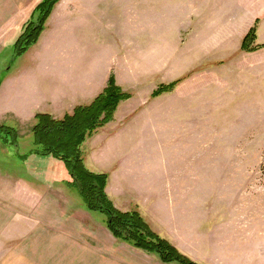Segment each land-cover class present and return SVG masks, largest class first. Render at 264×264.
<instances>
[{
  "label": "rangeland",
  "instance_id": "1",
  "mask_svg": "<svg viewBox=\"0 0 264 264\" xmlns=\"http://www.w3.org/2000/svg\"><path fill=\"white\" fill-rule=\"evenodd\" d=\"M122 4L130 11L115 13L113 37L119 42L110 45L114 54L118 50L113 72L119 84L111 75L131 97L119 104L112 122L84 142L85 166L107 174L106 193L117 210L138 211L157 235L193 262L264 264V54L246 55L240 48V36L253 27L255 45L264 48L256 44L258 32L264 40L263 4ZM30 52L16 57L14 46L4 45L0 88L31 66ZM251 64L260 68L249 71ZM174 81L179 83L171 92L152 96ZM33 124L34 118L19 124L0 110V126L16 129L19 137L12 146L0 134V199L27 217L41 196L55 192L57 229L35 233L34 242L31 233L14 239L8 234L0 264H48L53 256L59 262L62 246H102L104 253L96 257L102 256L104 264L156 263L154 255L135 258L131 246L111 236L105 215L85 209L78 191L68 186L71 179L61 162L33 153ZM61 212L72 217L65 225L72 233H56L64 229ZM76 254H70L72 262L95 256Z\"/></svg>",
  "mask_w": 264,
  "mask_h": 264
},
{
  "label": "crops",
  "instance_id": "2",
  "mask_svg": "<svg viewBox=\"0 0 264 264\" xmlns=\"http://www.w3.org/2000/svg\"><path fill=\"white\" fill-rule=\"evenodd\" d=\"M41 1L0 0V52L6 44L14 46L23 32L24 25L31 18L34 8ZM122 1L124 0L59 1L47 20L37 44L30 48L31 66L27 70L19 71L12 80L7 79L1 86V114L13 115L19 124L33 122L34 116L39 113L61 119L76 107L90 104L103 92L111 74L119 84L118 76L113 72L118 67V50L114 54L110 45L119 42L113 37L116 24L111 21L117 17L114 16L115 13L130 11L129 7L124 8ZM255 2L263 4L264 10L263 0H255ZM254 21L262 25L264 20L256 18ZM246 34L247 32L244 36ZM244 36L242 33L240 39ZM257 37L256 44H264L259 32ZM245 54L260 57L264 54V48ZM252 66L255 64H251L249 71L260 68L259 65L255 66L256 68ZM64 176L65 174L62 176L63 179ZM54 183L56 182H52L53 187ZM54 193V198L49 192L46 197L45 194L41 196V199L35 202V207L31 208V216L27 217L18 213L7 200L0 199L1 250L10 240L8 234L14 239L20 237V233H31L34 242L35 233H53L54 226L57 229L55 221L57 200ZM61 215L64 217L61 221V223L65 222L64 229L56 233H72L71 225L68 231L65 229L66 222H71L72 217L65 216L63 212ZM131 249L135 258L146 260L143 252ZM103 250L105 248L102 246L74 248L62 246L59 253L64 254V257H60V261L57 262L56 256H53V261L48 264H104L102 256L100 260L96 257L97 254H103ZM71 253L75 255L90 253L95 256L93 261H84L80 257L81 261L72 262ZM96 260L98 261L94 262ZM149 264L162 263L157 261Z\"/></svg>",
  "mask_w": 264,
  "mask_h": 264
},
{
  "label": "trees",
  "instance_id": "3",
  "mask_svg": "<svg viewBox=\"0 0 264 264\" xmlns=\"http://www.w3.org/2000/svg\"><path fill=\"white\" fill-rule=\"evenodd\" d=\"M59 1L42 0L34 8L31 18L14 44L16 57L22 56L37 43ZM255 28H251L244 36L240 47L242 52L254 53L261 48L255 45ZM178 83L179 81H174L161 85L152 96L171 92ZM130 97V94L124 93L116 85L115 78L111 75L103 92L90 104L76 107L62 119H54L48 114H36L30 129L34 145L32 151L38 157L52 158L64 165L71 179L68 186L78 191L88 212L106 216V228L116 241L128 244L147 255H154L162 264H197L157 235L138 211L117 210L106 193L107 174L94 173L84 164L81 152L84 142L112 122L119 104ZM0 134L3 136V143L17 145L19 137L16 129L0 126Z\"/></svg>",
  "mask_w": 264,
  "mask_h": 264
}]
</instances>
